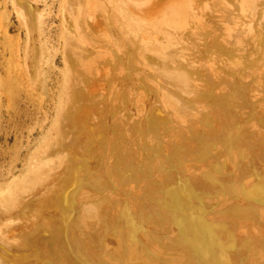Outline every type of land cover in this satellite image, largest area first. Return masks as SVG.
I'll return each instance as SVG.
<instances>
[{
	"label": "bare ground",
	"instance_id": "obj_1",
	"mask_svg": "<svg viewBox=\"0 0 264 264\" xmlns=\"http://www.w3.org/2000/svg\"><path fill=\"white\" fill-rule=\"evenodd\" d=\"M9 1L0 86L51 118L0 168V264H264V0Z\"/></svg>",
	"mask_w": 264,
	"mask_h": 264
},
{
	"label": "rangeland",
	"instance_id": "obj_2",
	"mask_svg": "<svg viewBox=\"0 0 264 264\" xmlns=\"http://www.w3.org/2000/svg\"><path fill=\"white\" fill-rule=\"evenodd\" d=\"M38 4L40 7L50 11L52 15L51 25L53 28H56L59 22L55 16L57 11L56 0H38ZM0 14L3 17L2 22L5 25V36H2L0 33L1 77L3 70H19V65H16L13 60L15 56L9 53L16 46L18 47L16 55L20 66L22 64L24 27L11 8L9 0H0ZM55 55L56 64L61 66L58 51ZM5 85L2 84L0 86L4 91H1L0 94V168L6 166L12 157L15 158L14 156H18V158H24L26 151L34 150L33 147L37 146L39 140L46 134L51 118L50 109L47 110L45 107L43 109L38 108L37 102L24 97L22 89H15L13 84H10V87ZM8 91L12 92L11 98H8ZM42 105H46L45 102ZM44 111H47L46 118L44 117ZM16 162L19 164V159Z\"/></svg>",
	"mask_w": 264,
	"mask_h": 264
}]
</instances>
